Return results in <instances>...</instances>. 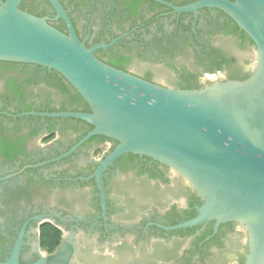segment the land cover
<instances>
[{
  "label": "flooded vegetation",
  "instance_id": "af4514ba",
  "mask_svg": "<svg viewBox=\"0 0 264 264\" xmlns=\"http://www.w3.org/2000/svg\"><path fill=\"white\" fill-rule=\"evenodd\" d=\"M141 1L58 0L87 48L113 44L95 51L100 61L108 62L107 56L117 51L141 53L143 59H135L127 72L145 81L150 72L148 82L175 88L178 75L165 67L163 56L159 58L155 38L172 48L175 28L183 24L198 43L219 48L221 36L213 30L216 34L209 39L204 21L217 19L216 12L203 9L182 19L183 14L155 0L151 1L162 8L152 9ZM160 1L175 6L186 0ZM35 3L41 4L52 26L69 34L49 0ZM188 43L190 53L202 48L193 38ZM176 54L168 61L177 70L180 65L196 68L191 55ZM247 60L250 64L244 70L251 74L255 59ZM10 63L0 61V263L19 243L20 263L36 264L39 253L53 255L64 242L72 248L68 264L244 263L247 235L237 224L217 228L215 222H207L174 229L197 217L203 205L183 177L133 154L103 167L119 143L103 136L84 142L91 125L75 118L42 116L90 114L89 106H81L77 94L52 72ZM212 77L227 78L223 73L206 74L200 85ZM12 78L23 82L22 94L8 87Z\"/></svg>",
  "mask_w": 264,
  "mask_h": 264
},
{
  "label": "water",
  "instance_id": "95a60500",
  "mask_svg": "<svg viewBox=\"0 0 264 264\" xmlns=\"http://www.w3.org/2000/svg\"><path fill=\"white\" fill-rule=\"evenodd\" d=\"M155 1L176 14L217 9L228 15L256 46L255 54L237 52L242 59L255 55L249 78L212 77L198 90H181L118 70L95 56L113 44L87 48L58 0L49 2L68 35L49 18L21 10L23 0H0V61L55 71L75 89L90 114L42 116L91 125L84 142L103 136L119 143L103 167L133 154L183 177L203 205L175 230L235 223L247 235L244 264H264V0H200L183 7ZM20 249L19 243L0 264H21ZM71 252L64 242L53 255L39 253L36 264H68Z\"/></svg>",
  "mask_w": 264,
  "mask_h": 264
},
{
  "label": "trees",
  "instance_id": "16d2710c",
  "mask_svg": "<svg viewBox=\"0 0 264 264\" xmlns=\"http://www.w3.org/2000/svg\"><path fill=\"white\" fill-rule=\"evenodd\" d=\"M5 1V0H3ZM199 0H191V2H188V0L184 1L181 4H174L175 6H185L190 3H194ZM145 4L150 5L152 9L158 7L162 8L159 5H156L151 0H143L141 1ZM20 9L23 11H27L37 17H44L45 11H42L41 4H36L35 0H24L23 3L20 6ZM216 12L217 19H214L212 17L205 18L204 21L207 22L208 27L210 30L206 32V35L209 37V39H212V37L216 34L213 30L217 31L218 34L221 36V46L219 48L213 47V46H206L205 43H198V40L194 38V35L192 34V30L190 27L183 26V24H180L176 26L174 34H173V42L172 48H168L162 44L163 39H157L155 38V41L157 45L159 46V58H164V65L165 67L174 72L177 73L178 78L175 82V88L181 89V90H198L202 88L203 86L200 85V80L206 75H215L217 73H223L227 76L228 80H234V81H243L249 78L250 73H245V67L250 64V61L247 59H242L241 57L237 56V52H253L256 49V46L254 42L251 40V38L240 29V27L224 12L212 9ZM204 11H209V9H205ZM193 15V14H183L181 15V18L184 19L185 17ZM219 19H223V22H220ZM55 28L56 25L53 24ZM199 33V31H198ZM193 38L194 42L197 43V46H201L200 50L194 49L192 53L189 52L190 45L188 43L189 39ZM207 44H209L208 41H205ZM183 45V47H181ZM192 47V45H191ZM112 50V49H111ZM110 50V51H111ZM132 50V49H130ZM179 51V55L185 57L191 55V57L194 59L192 61V67L195 66L196 68L192 71L188 69L185 65H180V70L176 69V66L168 61L170 58L176 57L178 54L176 52ZM132 52V51H131ZM130 51L128 52H121L117 51L113 55H108V62H106L108 65L127 72L128 67L133 63L135 59H143V55L141 53H138V55L130 54ZM148 61L150 63H154L155 60L152 58H148ZM14 63H10V65H13ZM15 66V65H13ZM28 66V65H25ZM34 66V65H33ZM30 66V67H33ZM35 67V66H34ZM191 67V69H192ZM15 68V67H14ZM36 68L40 71L47 69H44L40 66H36ZM31 73V72H30ZM147 76H145L146 80L151 79L150 72L146 73ZM59 81H63L68 84L70 89L76 93V98L78 99L81 106L86 107V102L83 100V98L75 91V89L57 72L52 71V75ZM28 82H31L30 79L27 80ZM11 83L9 84V88H14L18 92V94H22V89L24 86L22 85V81L20 82V79L18 78H12ZM14 82V84H13ZM19 82V83H18ZM85 124V123H84ZM91 127V126H90ZM92 128V127H91ZM102 137V136H97ZM105 138V137H102ZM229 224H235V223H229ZM236 225V224H235ZM58 241V237L56 239ZM45 244L50 246V241H45ZM246 258V257H245ZM245 263V261H244ZM243 263V264H244Z\"/></svg>",
  "mask_w": 264,
  "mask_h": 264
},
{
  "label": "rangeland",
  "instance_id": "374dc122",
  "mask_svg": "<svg viewBox=\"0 0 264 264\" xmlns=\"http://www.w3.org/2000/svg\"><path fill=\"white\" fill-rule=\"evenodd\" d=\"M248 58L253 59V61H254V59H255V55H250V56H246V57H244V59H248ZM253 61H252V62H253Z\"/></svg>",
  "mask_w": 264,
  "mask_h": 264
}]
</instances>
